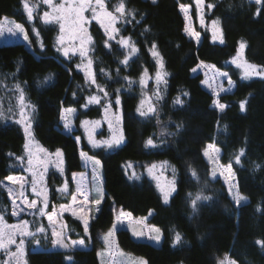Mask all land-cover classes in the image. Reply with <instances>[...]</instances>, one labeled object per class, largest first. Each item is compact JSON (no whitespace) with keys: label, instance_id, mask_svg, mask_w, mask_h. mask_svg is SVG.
Segmentation results:
<instances>
[{"label":"trees","instance_id":"trees-1","mask_svg":"<svg viewBox=\"0 0 264 264\" xmlns=\"http://www.w3.org/2000/svg\"><path fill=\"white\" fill-rule=\"evenodd\" d=\"M120 2L107 0L112 10ZM204 2L205 18L220 22L223 42L212 39L209 29L197 25L200 41L187 34L180 6L190 7L191 17L196 18L195 0H123L125 15L117 24L118 36L130 38L137 51L132 52L133 46L108 41L94 23L91 57L95 84L80 69L82 59L78 55L65 57L56 47L55 27L39 20L47 10L40 1L32 3L37 9L35 25L40 28L45 47L34 41L30 43L32 48L23 41L0 44V100L5 86H20L35 109L34 135L48 151L59 150L68 182V193L58 191L62 171L51 169L47 189H39L47 199L41 214L43 193L40 197L33 193L31 177L19 162L25 156V129L0 118V213L9 222L40 221L46 229L28 239L26 264H101L98 250L104 243L99 234L116 223L114 207L135 217L150 215L148 221L160 229L159 245L135 239L124 227L116 231L119 247L142 257L147 264H218L225 255L236 264H264V247L257 243L264 241V76L243 80L232 63L243 43L246 59L264 68V4L255 0ZM209 4L214 7L209 8ZM4 16L31 30L22 0H0V19ZM154 51L159 55L154 56ZM202 62L228 71L234 81V90L218 97L227 105L223 112L214 106L213 93L203 86L204 75L193 72ZM157 72L162 77L159 84ZM90 96H96L99 103H90ZM177 97L183 104H174ZM241 101L246 102L243 111ZM112 105L120 108L125 136L116 148L91 146L80 130H65L61 118L64 109H76L74 121L78 124L83 119L101 118ZM149 107L155 111L148 112ZM142 111L148 114L141 115ZM79 135L80 142L76 138ZM101 135H108L106 127ZM149 138L155 146H146ZM209 145L219 149L223 164L231 162L238 191L247 198L241 205L232 199L221 177L212 178L211 164L204 154ZM240 149L245 154L237 164L235 155ZM81 151L101 161L105 189L98 207L92 209L93 203H88L92 207L84 213L89 218L87 234L78 216L61 209L76 190L75 175L89 169L81 160ZM159 162L166 164V173L175 183L176 190L167 203L145 173L147 164ZM198 192L212 199L198 202V211L193 214L188 194L195 196ZM32 201L37 202L35 208L30 206ZM13 211L19 215L13 216ZM56 211L61 212V222L66 225L63 234L67 248L52 243V231L58 232V228L47 216ZM177 232L182 241L174 245ZM80 239L84 245L72 244ZM8 260V255L0 251V264Z\"/></svg>","mask_w":264,"mask_h":264},{"label":"rangeland","instance_id":"rangeland-1","mask_svg":"<svg viewBox=\"0 0 264 264\" xmlns=\"http://www.w3.org/2000/svg\"><path fill=\"white\" fill-rule=\"evenodd\" d=\"M29 1H31L29 3L30 6L35 5V3L34 4L32 3L35 0H29ZM36 1H40V0H36ZM195 1L197 2V0H195ZM60 2H61V0H54V3L58 4ZM204 3H205L204 0H202V2L199 4L196 3V5L198 6L196 18L191 17V15H190L191 8L190 7L185 6V8L187 9L186 12L181 9L183 14H184V17L186 18V21H187L186 27L189 29V32L199 33V36L195 37L193 35H190L189 32H187V34L194 37L197 41H200L201 40V34H200V32H198V30H195V25H197L199 28L205 27L206 29H209L212 39H214V33H215V40L221 41L222 36H223V34H222L223 29H221L220 22L216 19H212V21H208L205 18ZM105 4H106L108 11L114 12V10H112L108 7L107 0H105ZM36 10L37 9L35 7V10L33 13V19L31 21L29 20V23L31 25V30H29L24 23H21L20 21L15 20L12 17L4 16L2 19H0V25H2L4 28L3 34L0 35V44L11 43V42H16V41H23L28 47H31L30 43L32 41H34L35 43H37V45L40 48H44L45 44H44L43 36L40 32V28L35 25L36 20H37L35 17ZM46 11L51 13L52 9L47 5ZM114 14L117 16L120 15L119 13H115V12H114ZM85 16L89 17V19H90V22L85 25V28L87 30V34L91 36L92 40H91V42L85 43L84 47L87 49V54L83 58L81 57L80 52H79V48H80V41L79 40H75V39L70 38V34L67 32L62 34L60 32L59 24L56 22L47 23V25L50 24L53 27H55V29H56L55 43H56V47L59 49L60 53H62V55L65 56L64 55V49H68V55L67 56L78 55L82 59V63L79 66L80 69L86 75H89V73H94L93 62L91 64V67L90 68L88 67V61L89 60L92 61L91 48H92L93 41H94V38L91 34L92 33L91 27L94 23L98 24L100 26V28L102 29V31L104 32V34H105V29L96 20L91 19V12L90 11L85 12ZM42 17H43V13L39 17V20L44 22ZM213 21H216L215 25L213 24ZM118 22L115 24L116 28H117ZM13 23L23 25V27L25 28V30L28 34L27 40H25L23 34H21L19 32H16V34H12V33H9L7 31V28L12 26ZM33 29H35V31H33ZM37 32L39 33V35H37ZM61 35L64 36L63 41L60 40ZM109 35H114L115 39L110 40ZM106 38L108 41L115 43V42H118V40L120 41L121 38H123V37L118 36V33H112L111 29H109V33L106 35ZM125 39H127V38H125ZM130 46H133V44H131V42L129 41V44L126 47L130 48ZM238 51L240 52L239 57H238ZM238 51H237V54L232 58V63H233V59L236 58L237 63L242 64L244 61H247L250 64L256 65L255 63H252L246 59L245 47L243 49H240V46H239ZM67 56H65V57H67ZM233 64H235L237 66L236 63H233ZM195 69H196V71H193L194 73H201L204 75L205 79L203 81V86L206 89H208L211 93H213V95L215 96V100H218V97L220 96V94L227 92V91H220L221 85L223 86L224 89H229L230 86L228 84V78L231 79V76H229L228 71L222 70V69L216 67L215 65L213 67V65H210V64L205 63V62L200 63L199 66L196 67ZM242 71H243V69L239 68V72H240L241 76H242ZM220 73H228V77L221 76ZM255 76L256 75H253L251 77L253 78ZM251 77L248 79H243V80H250ZM233 85H234V81H233ZM234 88L235 87L232 86L230 91L234 90ZM15 89H16V87H14V86L11 87L10 85L4 87V89L2 91L3 96H2V99L0 100V111H3V117H2L3 119L14 121V122L20 124L21 127H23L24 129L30 125V127H28V131L27 132L25 131L26 132V143H25V145L27 144L28 147L25 148V154H24L25 156L22 157L21 161H19V162L22 165V167L26 169L27 173L31 177V180L32 181L34 179L36 180V191H33V187H32L33 193L39 197L43 193L42 195L44 198V196H45L44 192H40L39 189H42V190L47 189L48 177H49V173H50L51 169H55L57 171L62 170V167H63L62 158H60V155L57 156L56 152L48 151V149L43 147L42 144L36 139L34 132H33V116H34V112H35L34 106L24 96V106L22 109L21 104H20L19 99H18L20 92L14 91ZM217 92H219V96L216 95ZM9 108H11V111H9ZM106 109H107V111H106ZM106 109H105L104 114L101 118L83 119V120L79 121L78 124H76L74 121L76 109H73L74 111H72V112H69L68 111L69 109H64L63 110V117H65V119H67L71 123V131H68L67 129H65V130L67 131V133H72L74 131V128H75V130L76 129L80 130L82 133V136H84V138L86 140V143L91 145V146H94V147L104 146L105 148H109L103 142L104 141H111L114 136L119 137L121 135L123 136V139L121 141V143H122L125 139V136L123 134L122 126H121L122 115H121L120 108H116L115 106L112 105V106H108ZM22 110H23V116H21ZM65 119H62L63 124L65 123ZM84 121H87L88 123L85 124V123H83ZM110 125H111V127H110ZM103 127H106L108 130L107 136L101 135V130L103 129ZM76 138L80 142L81 136L80 135L76 136ZM94 142H95V144H94ZM119 145H114L113 147H111V149L116 148ZM216 149L217 148L214 146L213 147L207 146L205 151H207L209 153V156H205V157L207 158V160H209V157L214 158L215 162H210V160H209V162L211 164V171L215 170L217 173L216 178L221 177L225 181V176H227V173L225 172L224 175H221V172H223V168L221 166H226V165L221 162L220 151L217 152ZM80 157H81L83 164L86 165L87 167H89V169L85 173L75 175L74 180L76 183V189H77L78 185H82L85 188V190L89 192V201H95L96 199H99L100 198L99 192L103 193V198H104L105 189H104L103 181H102L101 161L99 160V158L92 156V155L88 154L87 152H83V151H81ZM30 159L32 161L31 164H29ZM97 161L99 163H96ZM153 165L155 167H153ZM167 169L168 168H167L166 164L163 162L152 163V164L150 163V164H147V166L145 168V173L152 179L154 185L158 188L160 193H161V191H160V188L158 187V185L163 186V187H168L170 185V182H173V179L170 178L168 176V174L166 173ZM59 172H61V171H59ZM33 173H35V176L33 175ZM61 177H63V182L59 186H56L57 189L62 188L64 186L65 182H67L66 178H64L65 174L63 173V170L61 173ZM229 183L236 185V187L233 188V191H236L237 190V182L235 179V174H234V179L230 180ZM229 183H227L228 188H229ZM67 184H68V182H67ZM74 194H76V190H75ZM161 195H162V193H161ZM162 197H163V195H162ZM88 203H91V202H85L83 200V197L78 195L77 202L75 204L72 203V199H71V201L68 204H63V205H65V206L71 205V208H69V211L72 212L73 210H75L77 213L76 216H79L81 210L83 211V213H86L89 211V209H91L92 206L90 207L91 204H88ZM242 203H243V201H241V203L239 205H241ZM87 204H88V206L86 207ZM97 207H98V205L93 203L92 209L93 208L96 209ZM45 208H46L45 205H43L44 210H45ZM86 208H89V209H86ZM63 211H65V210H63ZM121 211H123L124 213H130V212L125 211L119 207H114V214H115V219H116L115 224L117 225V227H116V230L114 231V234L108 238V241L107 242L105 241V236L109 233L110 230H112V228L106 232L99 234V238L104 243V247H102L98 250V254H99L101 264H141L142 261H146L142 257H137L136 254L124 251L123 249H121L119 247L118 242H117V238H116V231L120 227H124V228L128 229L131 233H132L133 228L136 231H143L145 233V235L143 237L134 236V238L137 240H139V239L140 240H146L149 243L151 242V243L156 244V245H159V243L161 242V239H162V233L161 232H160L161 239L159 242L148 238L149 236L156 235V233L154 231H149V230L153 229V228H158L157 226H155L154 224H152L151 222L148 221L150 215L147 217H140V216L135 217L131 214L130 217H120V219L123 220V223L121 224V223H118V221H117V217L120 216ZM60 213L61 212L56 211V212L49 214V215H51L52 220L49 221V219H48V221L54 227L58 228V232L63 234L64 233L63 228L66 227V225L61 222V220L63 218H62V215ZM3 215L5 218L6 225H16L20 222V221L19 222H9L6 215L5 214H3ZM39 216L41 217V215H39ZM26 221L29 222V230L32 232H36V229L38 227L42 226V223L40 221H38L37 223H35L33 221L31 222L29 220H26ZM130 221H131V227H129ZM9 231H10V229L5 227V233L7 234ZM38 233L39 232H36V234H38ZM63 236L65 237L64 234H63ZM30 237H32V236L21 237L19 232L15 233L14 238L16 240V244L10 245V247L12 248L13 252L14 251L16 252V249H17V246L19 245L20 239H23L24 240V245H23L24 254H23V256H20V254H19V257L17 259H12L10 261V264H26V261H25L26 249H27L28 239ZM5 239H7V235H6ZM64 242H65V238H64ZM226 257H227V260H225ZM221 261H225V264H230V262H233V260L231 259V257L229 255H225L221 259H219L218 264H220ZM235 264H236V262H235Z\"/></svg>","mask_w":264,"mask_h":264},{"label":"snow or ice","instance_id":"snow-or-ice-1","mask_svg":"<svg viewBox=\"0 0 264 264\" xmlns=\"http://www.w3.org/2000/svg\"><path fill=\"white\" fill-rule=\"evenodd\" d=\"M41 3L48 5L51 9L52 12H48L45 11L43 13V21L44 23H51V22H56L59 24L60 27V32L63 34L65 32L70 34V38L75 39V40H79L80 41V48H79V52L81 57H85L87 54V49L84 47L86 42H91L92 38L90 35L87 34V30L85 28V25L87 23L90 22L89 17L85 16V12L90 11L91 12V19L96 20L98 23L101 24L102 27H104L105 29V34L107 35L109 33V29H111L112 33H118L119 29L115 27V24L120 20L124 18L125 15V4L123 3V0H121V2L118 4V6H116L114 8V12L115 13H119L120 15L117 16L114 14L113 11H108L106 4H105V0H61L60 3H54V0H40ZM153 2L155 3V0H153ZM202 0H197V3H201ZM255 2L257 4H264V0H255ZM22 4H23V8L24 11L27 14V18L28 20H32L33 19V13L35 10V5L30 6L28 0H22ZM209 8L214 7V5L209 4L208 5ZM181 9L183 11H187V9L185 8L184 5H181ZM213 24H216V21H213ZM4 28L2 25H0V35L3 34ZM7 31L9 33L12 34H16V32H19L21 34H23L24 39L27 40L28 39V34L25 30V28L23 27V25L21 24H15L13 23L12 26L7 28ZM33 31H35V29H33ZM186 32H189V29L186 27L185 28ZM190 35H193L195 37L199 36V33H195V32H189ZM37 35H39V33L37 32ZM64 36L61 35L60 36V40L63 41ZM109 39H115L114 35H109ZM214 39H215V33H214ZM130 38H121L120 41H118V43H120L123 46H127L129 44ZM221 42H223L221 40ZM107 41H105V44L107 46ZM245 47V45L243 43L240 44V49H243ZM153 48H155V45H153ZM137 49L133 46L132 47V52H136ZM64 55L67 56L68 55V49H64ZM154 56H158L159 53L157 52H153ZM240 55V52L238 51V57ZM162 61V58H161ZM123 63H127V57L125 58V60L123 61ZM233 63L237 64L238 68H242V79H248L253 75L256 76H264V68L254 65V64H250L247 61H244L242 64L241 63H237L236 58L233 59ZM92 64V61L89 60L88 61V67L90 68ZM160 67H163L162 62L160 63ZM214 67V66H213ZM103 71V70H101ZM193 71H196V69H193ZM89 75L91 76V82L93 84H95V74L94 73H89ZM221 76L224 77H228V73H220ZM49 79V77H45V80ZM162 77L160 72H157L156 75V80L157 83L159 84V82L161 81ZM141 83L143 84L144 81L143 79L141 80ZM228 84H229V89H224L223 86H220V91H230L231 87L234 86L233 85V81L228 78ZM17 90H19L20 95L18 97L19 102L21 104V107L23 109L24 106V95H23V90L20 89L19 85L15 86ZM97 88L100 91H103V88L100 85H97ZM105 95H107V93L105 92ZM217 96H219V92L216 93ZM159 99V96L157 97ZM88 100L90 103L95 102V103H99V99L96 96H90L88 97ZM116 103L119 104V98H117ZM143 104V101L141 102ZM245 101H241L240 102V109L241 111L244 110L245 108ZM174 104H183V101L177 97L174 100ZM214 106L216 108H218L221 112L224 111V109L227 107V105L220 103L219 100L214 101ZM9 111H11V108H9ZM69 112L74 111L73 109H69ZM107 111V109H106ZM139 111V109H138ZM155 109L153 107H149L148 112H154ZM148 112H141V115H147ZM21 116H23V110L21 111ZM3 117V111H0V118ZM62 119H65V117H61ZM83 123H88L87 121H84ZM30 127V125L28 126ZM28 127L25 128V131H28ZM64 127L65 129H67L68 131H71V123L65 119V123H64ZM111 127V125H110ZM177 127H180L179 125ZM123 139V136H119V137H113V139L111 141H104L103 143L106 144L109 148L113 147L114 145H119L121 143ZM95 144V142H94ZM155 146L154 142L151 138H149L146 141V146ZM28 145H25V148H27ZM209 147H213L212 145H209ZM217 152H219V149H216ZM205 156H209V153L207 151H205ZM244 149H240L238 154L235 155V162L237 164L240 163L241 161V157L244 155ZM57 156L60 155L59 150L56 153ZM210 162H215L214 158L209 157ZM32 161L31 159L29 160V164H31ZM96 163H99L98 161ZM129 167H131V165H129ZM153 167H155L153 165ZM223 168V172H221V175H224V173H227V176H225V183H229L230 180L234 179V172L232 170V164L231 162L226 165V166H221ZM257 167H259V165H257ZM62 171V170H61ZM175 171V170H173ZM33 175L35 176V173H33ZM212 178L215 179L217 176V173L215 170L212 171L211 173ZM133 177H136V173L133 172L132 173ZM192 176L194 178H196L197 180L199 179L196 172L194 170H192ZM138 178V177H137ZM7 179L9 181L13 180V177L9 176L7 177ZM32 187H33V191H36V180L34 179L32 181ZM158 187L160 188V191L163 195V199L165 201V203H167L170 195L176 190L175 189V183L170 182V185L168 187H163L158 185ZM236 185L229 183V193L232 197V199L235 201V203L237 205H239L241 203V201H247V198L245 196H243L242 194L239 193L238 188L236 191H233V188H235ZM9 191H11V189H9ZM58 191L62 192V193H68V184L67 182H65L64 186L60 189H58ZM99 191V190H98ZM21 195H23V193H21ZM81 196L83 197V200L85 202H93L96 205H99L101 203V200L103 199V193L99 192L100 198L96 199L95 201H89V192L85 190V188L82 185H78L77 189H76V194H73L71 199H72V203L75 204L77 202V197ZM188 197L190 199V203H191V208H192V212L193 214L197 213L198 211V202L200 201H209L212 199V197L210 196H206L203 195L202 192H198L195 194V196H193L191 193L188 194ZM36 201H32L31 202V207L35 208L36 207ZM44 205L45 207H47V199L45 197V201H44ZM69 208H71V205H61V209L62 210H68ZM98 210V209H97ZM259 210V209H258ZM21 211H24V209H21ZM41 214H44V209L41 208L40 210ZM73 215H77L76 211L73 210L72 211ZM151 214V213H150ZM13 216H18L19 212L13 211L12 212ZM131 213H124L123 211H121L120 216L117 217V221L118 223H123V220L120 219V217H130ZM79 219H81L83 221V225H84V231L87 234L88 232V227H89V218L83 213V211L81 210L79 216ZM49 221L52 220L51 215L48 216ZM5 227H7L8 229H10V231L6 234L5 233ZM117 225L114 223L112 226V230L109 231V233L105 236V241H108V238L111 237L114 234V231L116 230ZM129 227H131V221L129 222ZM46 229L44 226H40L36 229V232L39 233H45ZM149 231H154L156 233V235L154 236H149V239L155 240L157 242L160 241L161 239V235H160V229L158 228H153L150 229ZM16 232H19L21 237L24 236H35L36 232H32L29 230V222L26 220H21L18 224L16 225H6L5 222V218L4 215L2 213H0V251H4L8 257L9 260L5 261L4 264H10V261L12 259H17V253L20 254V256H23L24 254V249H23V245H24V240L20 239L19 241V245L17 246L16 252H12L10 249V245H14L16 244V240L14 238V235ZM132 234L133 236L136 237H143L145 235V233L143 231H136L134 228L132 230ZM7 235V239H5ZM52 236L55 237V239L52 240V243L54 246H60L62 248H67L69 247L68 244H66L64 242V236L62 233L55 231V229H53L52 231ZM182 241V237L180 235V233H176L175 234V238L173 241V244H178ZM258 244H260L262 247H264V241H257ZM73 245L76 244H80V245H84V240L80 239V240H74L72 241ZM70 259V257H69ZM225 260H227V257L225 258ZM141 264H147L146 261H142ZM220 264H225V261H221ZM230 264H235V262H230Z\"/></svg>","mask_w":264,"mask_h":264}]
</instances>
